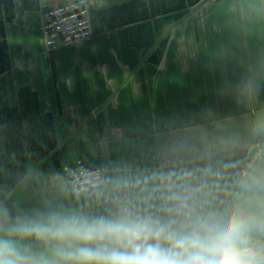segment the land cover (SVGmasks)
Masks as SVG:
<instances>
[{"label": "crops", "instance_id": "obj_1", "mask_svg": "<svg viewBox=\"0 0 264 264\" xmlns=\"http://www.w3.org/2000/svg\"><path fill=\"white\" fill-rule=\"evenodd\" d=\"M60 1L0 0V201L13 211L75 205L56 173L77 159L154 166L264 112V0H94L90 37L47 47L41 12Z\"/></svg>", "mask_w": 264, "mask_h": 264}, {"label": "clouds", "instance_id": "obj_2", "mask_svg": "<svg viewBox=\"0 0 264 264\" xmlns=\"http://www.w3.org/2000/svg\"><path fill=\"white\" fill-rule=\"evenodd\" d=\"M73 179L75 205L0 201V264H264V112L203 153Z\"/></svg>", "mask_w": 264, "mask_h": 264}, {"label": "built area", "instance_id": "obj_3", "mask_svg": "<svg viewBox=\"0 0 264 264\" xmlns=\"http://www.w3.org/2000/svg\"><path fill=\"white\" fill-rule=\"evenodd\" d=\"M94 0H64L49 5L41 12V33L47 47L58 43L75 44L87 40L92 32L91 6ZM102 167L77 159L72 164L63 165L61 176L68 183L71 192L79 195L75 175L92 173Z\"/></svg>", "mask_w": 264, "mask_h": 264}]
</instances>
